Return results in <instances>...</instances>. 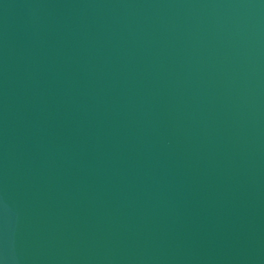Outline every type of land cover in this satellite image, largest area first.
<instances>
[{
    "label": "water",
    "instance_id": "1",
    "mask_svg": "<svg viewBox=\"0 0 264 264\" xmlns=\"http://www.w3.org/2000/svg\"><path fill=\"white\" fill-rule=\"evenodd\" d=\"M0 264H264V0H0Z\"/></svg>",
    "mask_w": 264,
    "mask_h": 264
}]
</instances>
